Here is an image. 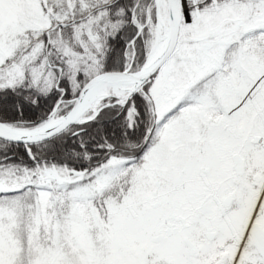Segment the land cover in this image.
I'll list each match as a JSON object with an SVG mask.
<instances>
[{
	"label": "snow or ice",
	"instance_id": "6c2138e0",
	"mask_svg": "<svg viewBox=\"0 0 264 264\" xmlns=\"http://www.w3.org/2000/svg\"><path fill=\"white\" fill-rule=\"evenodd\" d=\"M0 264H264V0H0Z\"/></svg>",
	"mask_w": 264,
	"mask_h": 264
}]
</instances>
